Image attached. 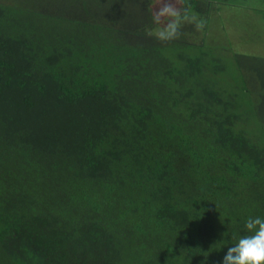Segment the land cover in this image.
I'll list each match as a JSON object with an SVG mask.
<instances>
[{
  "label": "trees",
  "instance_id": "1",
  "mask_svg": "<svg viewBox=\"0 0 264 264\" xmlns=\"http://www.w3.org/2000/svg\"><path fill=\"white\" fill-rule=\"evenodd\" d=\"M154 2L0 0V264H223L264 219V58Z\"/></svg>",
  "mask_w": 264,
  "mask_h": 264
},
{
  "label": "rangeland",
  "instance_id": "2",
  "mask_svg": "<svg viewBox=\"0 0 264 264\" xmlns=\"http://www.w3.org/2000/svg\"><path fill=\"white\" fill-rule=\"evenodd\" d=\"M229 3L213 4L204 41L216 57L223 56L222 60L233 71L236 55L264 58V0H229ZM203 36L201 32L195 41L201 42ZM243 77L236 73L238 81L234 78L233 82H241Z\"/></svg>",
  "mask_w": 264,
  "mask_h": 264
},
{
  "label": "clouds",
  "instance_id": "3",
  "mask_svg": "<svg viewBox=\"0 0 264 264\" xmlns=\"http://www.w3.org/2000/svg\"><path fill=\"white\" fill-rule=\"evenodd\" d=\"M150 10L157 27L149 30L148 35L164 43L178 40L185 23L193 24L198 32H203L207 27L205 19L192 14L186 0H155V6ZM245 227L249 234L228 247L223 264H264V219L250 217Z\"/></svg>",
  "mask_w": 264,
  "mask_h": 264
}]
</instances>
